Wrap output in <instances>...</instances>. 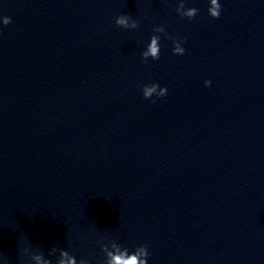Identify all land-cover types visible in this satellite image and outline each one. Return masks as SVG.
Instances as JSON below:
<instances>
[{
    "label": "clouds",
    "instance_id": "obj_1",
    "mask_svg": "<svg viewBox=\"0 0 264 264\" xmlns=\"http://www.w3.org/2000/svg\"><path fill=\"white\" fill-rule=\"evenodd\" d=\"M221 4L219 0H211L209 3L208 14L213 19H219L221 13ZM177 15L181 18H187L189 21L193 20L197 14L198 9L196 7H185V0H178L177 7L175 8ZM5 24L8 25L11 23L10 17H4ZM115 24L125 30H134L139 27V21L132 18L129 14H121L115 18ZM154 35H151L150 41L146 46V49L141 53V60L143 63H147L149 58L152 60L160 59L161 45L160 39L162 34L166 39L172 41L173 48L172 52L174 55H183L185 53V48L182 47V44L186 42L187 37L182 39L174 38L170 36L163 26H153L152 29ZM205 87L211 86V81L206 80L204 82ZM142 95L146 100H150L153 104L156 103L155 99H152L155 96L157 99L162 98L167 95V88L160 87L157 83L146 84L142 86ZM109 236H104L102 240L98 241L100 246V251L103 254V260L101 264H148V257L150 253L148 251L147 245H139L134 251L129 252L127 247H123L116 238H111V242H106ZM31 249L30 247H25L22 250L23 255ZM58 252V258L55 261V264H91L89 258L81 257L79 260L70 254L69 251L63 248H57L53 246L49 249L48 256H53ZM35 258L38 260H43V264H52L50 259L45 258L42 252L36 251ZM0 259H3L5 264H10L7 257L0 256Z\"/></svg>",
    "mask_w": 264,
    "mask_h": 264
}]
</instances>
